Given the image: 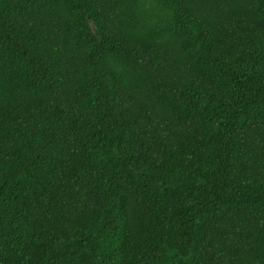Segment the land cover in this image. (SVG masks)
Instances as JSON below:
<instances>
[{
    "label": "trees",
    "instance_id": "16d2710c",
    "mask_svg": "<svg viewBox=\"0 0 264 264\" xmlns=\"http://www.w3.org/2000/svg\"><path fill=\"white\" fill-rule=\"evenodd\" d=\"M0 264H264V0H0Z\"/></svg>",
    "mask_w": 264,
    "mask_h": 264
}]
</instances>
